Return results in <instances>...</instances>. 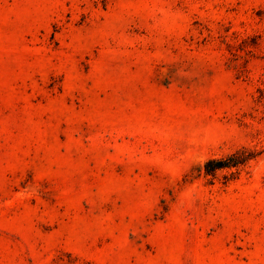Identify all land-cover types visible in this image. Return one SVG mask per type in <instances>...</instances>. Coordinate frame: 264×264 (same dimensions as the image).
I'll use <instances>...</instances> for the list:
<instances>
[{"label": "rangeland", "instance_id": "obj_1", "mask_svg": "<svg viewBox=\"0 0 264 264\" xmlns=\"http://www.w3.org/2000/svg\"><path fill=\"white\" fill-rule=\"evenodd\" d=\"M0 264H264V0H0Z\"/></svg>", "mask_w": 264, "mask_h": 264}, {"label": "trees", "instance_id": "obj_2", "mask_svg": "<svg viewBox=\"0 0 264 264\" xmlns=\"http://www.w3.org/2000/svg\"><path fill=\"white\" fill-rule=\"evenodd\" d=\"M256 155L255 153H248L245 154L244 150H238L236 152H233L226 157H221V158H213L209 159L205 165V171L208 174H213L218 170L225 169V168H232L236 167L238 168L239 166L245 164L246 161L254 158Z\"/></svg>", "mask_w": 264, "mask_h": 264}]
</instances>
